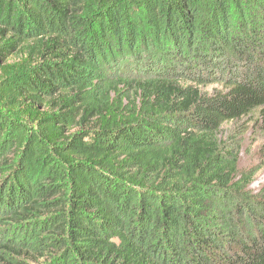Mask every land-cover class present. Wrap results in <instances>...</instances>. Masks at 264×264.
<instances>
[{
  "label": "trees",
  "instance_id": "1",
  "mask_svg": "<svg viewBox=\"0 0 264 264\" xmlns=\"http://www.w3.org/2000/svg\"><path fill=\"white\" fill-rule=\"evenodd\" d=\"M254 115L264 0H0V264H264Z\"/></svg>",
  "mask_w": 264,
  "mask_h": 264
},
{
  "label": "rangeland",
  "instance_id": "2",
  "mask_svg": "<svg viewBox=\"0 0 264 264\" xmlns=\"http://www.w3.org/2000/svg\"><path fill=\"white\" fill-rule=\"evenodd\" d=\"M217 88L211 85L205 91L212 93ZM219 136L238 151L240 171L258 170L250 186L253 193H258L264 187V129L257 116L225 125Z\"/></svg>",
  "mask_w": 264,
  "mask_h": 264
}]
</instances>
